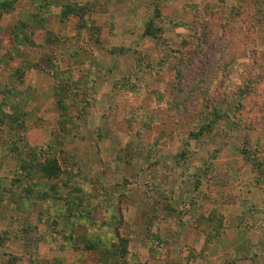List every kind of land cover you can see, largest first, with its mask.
<instances>
[{"label":"rangeland","instance_id":"obj_1","mask_svg":"<svg viewBox=\"0 0 264 264\" xmlns=\"http://www.w3.org/2000/svg\"><path fill=\"white\" fill-rule=\"evenodd\" d=\"M63 1L52 3V32L39 31L46 19L31 0H17L0 18V104L19 117L14 129L9 118L0 125V221L7 223L0 231L8 240L0 264L13 256L15 264H228L231 249L205 246L204 230L218 223L219 240H264V0H84L93 12L83 30L74 15L59 22ZM19 21L35 44L22 62L11 35ZM150 22L153 38L143 35ZM100 46L122 53H92ZM61 47L82 66L102 62L114 71L103 98L72 88L65 115L57 98L25 103L33 96L25 66L44 57L63 62ZM84 106L99 111L89 116ZM37 127L40 135L30 132ZM49 144L63 172L80 174L86 196L83 215L68 222L73 246L63 249L46 239L55 230L43 211L49 201L24 212L21 186L12 184V148L36 146L43 160ZM88 240L101 249L87 250Z\"/></svg>","mask_w":264,"mask_h":264},{"label":"trees","instance_id":"obj_2","mask_svg":"<svg viewBox=\"0 0 264 264\" xmlns=\"http://www.w3.org/2000/svg\"><path fill=\"white\" fill-rule=\"evenodd\" d=\"M17 0H0V18L3 14L10 13L13 10V5ZM33 6H36L41 11H43L44 16L43 18L46 19L49 15H51L50 9L54 0H31ZM63 1V0H62ZM93 12V8L91 4L87 5L84 3H70L67 1H63L61 3V12H59V16L61 21H65L69 16L74 15L78 18L77 22V29L83 30L86 28H90L91 26V19L90 14ZM36 17V16H35ZM37 18V17H36ZM38 21V20H37ZM30 28L29 24L23 21H19L15 26L11 29V35L14 41V50L18 49L20 46L28 43L32 45V35H28L25 32ZM153 22L146 27L144 31V37H154L155 30ZM95 41L98 43V38L94 37ZM108 53L111 55H116L117 53H122L121 48H104ZM6 56H4V59ZM48 63V64H47ZM46 67L49 69V72L55 79H60L64 77L63 74L58 70L57 63L55 62H47ZM27 68H36L40 69L37 65L27 64ZM42 69V68H41ZM44 70V69H43ZM45 72V71H43ZM177 72H181V69L178 68ZM181 77V75H180ZM59 91L57 92V104L60 110L64 112L67 107L63 104V96L62 93L64 92V86H58ZM181 89V87H180ZM5 98V97H4ZM3 98V100H4ZM5 101L0 104V125H3L6 118H9V126L14 129L15 124L18 121V116H10L9 114L5 113L2 109L3 105H5ZM215 119L221 118L216 114H213ZM213 119L211 123L215 121ZM60 129L67 133V129L64 127L63 124H60ZM210 125H203L200 127L198 132L193 136L198 138L204 134L205 131L210 130ZM20 149V148H19ZM56 150L57 148L52 144L47 146V150L45 151L44 155L45 158L40 160V152L38 151L37 147H30L28 146L25 150L20 151L15 146L12 148V152L16 153V173L15 178L12 182L13 185H20V195L17 199L18 206L24 212H28L34 208L38 201H49L48 209H44L47 215V221L53 224V228L55 229L51 236L46 238L50 240V247L53 249L59 248H69L73 246L72 239L73 235L71 234V226L69 225V220L73 216V214H77L82 211H79L83 206V199L85 196V191L83 186L80 184L79 173H71V172H63L61 167L56 159ZM61 179L63 182L66 183V188L60 186L58 180ZM48 186L49 190H45L44 188ZM65 188V189H64ZM57 200H63L64 206L61 208H57L51 206L53 202ZM77 209V210H76ZM79 215V214H78ZM39 217V216H38ZM41 217V216H40ZM39 217V218H40ZM214 217L208 219V224L212 223L211 221ZM61 221V223H60ZM214 224V221L213 223ZM221 224L209 226L208 229L205 231V246H212L217 240H219L221 235ZM7 233L0 231V246H4L7 243ZM85 248L87 250L93 249H101L95 242L87 241ZM106 255L108 252H104ZM18 258L13 256V262L9 264H15ZM15 262V263H14ZM235 261H232L228 264H234Z\"/></svg>","mask_w":264,"mask_h":264},{"label":"crops","instance_id":"obj_3","mask_svg":"<svg viewBox=\"0 0 264 264\" xmlns=\"http://www.w3.org/2000/svg\"><path fill=\"white\" fill-rule=\"evenodd\" d=\"M77 3L80 2H84V0H76ZM164 2V1H163ZM74 17V16H73ZM75 19H77L76 17H74ZM92 20H94V18H92ZM52 21H53V17L51 15H49L46 18V23L43 27L39 28V31H46V32H52L55 29L52 28ZM61 20H59L60 22ZM61 27H64L62 25H64L63 23H60ZM35 41V40H34ZM35 45V44H33ZM33 45H22L19 47V49L16 51V55H15V59L17 58L19 61H23V59H25V57L29 54H33L30 52V50L27 52V48L25 47H30V49H33ZM56 51H58L60 53V57L62 59L63 62H57V67L58 70L63 74L64 77H61L60 79H55L49 72V69H47L46 67V61H48L47 59H53V58H47L44 57L42 59H36V60H31V64L32 65H37L40 67V69H36V68H27L25 66V69L29 70L31 72L30 74V84L32 86V88H29V93H33L29 95V98L26 99L25 103L27 101H31L33 99H38L39 97L43 96L45 97L49 102L48 103H55V99L57 98L56 94L59 91L58 86L62 85L64 86V92L62 93L63 96V100H67V97H70V92L72 90V88L74 89V87H79L82 89L81 92L84 93V95H87V97L91 98L92 100L97 98H103V92L105 94H107V92L105 91V85L106 84H110L111 79L109 80V76H111V73L114 72L112 71L113 68L112 66H107L106 70H103L102 67H100L99 65H103L102 62H94V63H90V64H84V66H82L79 62H76L75 60H72L71 57L67 56V52L69 50H67L68 48H55ZM97 49V50H96ZM98 49L102 50L103 52H105L106 50L103 47H97L95 48L96 51H93L92 53H97ZM67 50V51H66ZM105 50V51H104ZM7 53V52H6ZM28 54V55H27ZM107 55H110V53H108L106 51ZM24 57V58H22ZM46 61H45V60ZM98 59V58H97ZM53 61H56L53 59ZM20 63V62H19ZM56 63V62H55ZM115 66V63L113 64ZM113 66V67H114ZM42 68V69H41ZM88 68V70H87ZM44 69V70H43ZM86 69V71H85ZM45 71V72H43ZM108 86V85H106ZM108 89V88H107ZM108 90H112L111 88H109ZM25 91V90H24ZM80 92V93H81ZM74 93H78L76 91H74ZM88 93V94H87ZM67 94V95H66ZM113 95L111 92L109 93V97ZM67 96V97H66ZM112 97V96H111ZM69 100V99H68ZM68 109V107H67ZM82 109V108H81ZM83 111L86 115H96V111H99L97 108H95L94 106L91 107H83ZM44 131V129L42 127H37L35 128L33 131H30L31 133H36L37 135L41 134ZM43 138V136H41ZM40 140V138H39ZM64 140V138H63ZM38 143V142H37ZM36 143V144H37ZM41 145L44 143L43 141L39 142ZM36 147V146H35ZM2 210L0 209L1 212V216H3L2 214ZM5 210V209H4ZM19 210V209H18ZM6 212H9L10 215H15L16 213L20 214V211H17L16 208H11L10 210H7ZM32 215V213H31ZM27 216V215H25ZM9 220V219H7ZM31 220H33V223H37L36 218L34 216L31 217ZM5 225V226H4ZM6 225L7 223L5 222H1L0 221V230H5L6 229ZM227 232V231H226ZM228 238H230V234L226 235ZM226 236L222 235L221 240H217L211 247V251L213 250H218V249H222L224 251V249H226V251L228 250H232V252L236 255L234 261L235 264H264V240H225ZM255 245V248L252 249L251 244ZM14 245V246H11ZM9 246H11V249L13 248L15 251V244L11 243L9 244ZM20 246V244L18 245ZM15 253V252H14ZM223 253V252H222ZM3 259V256L0 257V260Z\"/></svg>","mask_w":264,"mask_h":264}]
</instances>
